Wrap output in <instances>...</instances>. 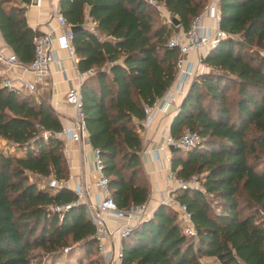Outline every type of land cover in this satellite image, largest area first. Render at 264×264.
I'll list each match as a JSON object with an SVG mask.
<instances>
[{
    "label": "trees",
    "instance_id": "16d2710c",
    "mask_svg": "<svg viewBox=\"0 0 264 264\" xmlns=\"http://www.w3.org/2000/svg\"><path fill=\"white\" fill-rule=\"evenodd\" d=\"M31 0H0V36L17 60L32 58L36 31L25 21ZM178 25L146 0H57L75 26L71 45L79 73L87 138L99 151L101 170L119 208L143 203L148 182L138 154L143 107L175 78L176 48L167 39L185 30L207 0H153ZM218 28L225 37L201 58L205 71L188 85L168 134L186 126L200 142L171 152L177 178L197 177L198 187L176 190L196 232L185 237L174 212L158 204L150 217L120 240V264H264V0H217ZM87 21L92 27L86 26ZM62 127L40 95L0 88V264H54L78 249L75 263L101 264L94 228L82 204L63 213L50 207L75 200L65 187L42 184L67 179ZM68 248V252L62 251Z\"/></svg>",
    "mask_w": 264,
    "mask_h": 264
},
{
    "label": "built area",
    "instance_id": "2783aa9c",
    "mask_svg": "<svg viewBox=\"0 0 264 264\" xmlns=\"http://www.w3.org/2000/svg\"><path fill=\"white\" fill-rule=\"evenodd\" d=\"M146 1L159 8V5H156L153 0ZM40 2L41 0H33L31 3L39 6ZM50 4V16L55 19L56 26L59 29L58 33L50 30L47 33L34 34L31 38L32 58L26 64L19 62L12 52L6 54L0 52V88L17 94L23 91L35 92L37 87L50 75L51 65H55L59 61L56 52L58 50L66 52V57L72 64L78 83L76 86L69 87L63 95V100L73 109L71 126L62 128L56 135L81 143L84 138H87V132L81 108L79 86L82 79L91 72L79 73L77 71V58L70 43L72 37L70 25L60 13L57 0H50ZM204 16L208 18V23L204 22ZM217 22V1L210 0L203 11L190 20L185 30H177L167 39V47L176 48L178 51L175 62V78L158 99L151 105L143 107L141 128L147 127L155 112L166 114L176 104L177 96L182 95L193 78L201 73L199 68L203 66L200 61L204 55L203 52L213 48L220 39L225 37V34L219 30ZM191 51L197 54L196 66L186 59L187 54ZM14 67L30 73L32 80L25 81L20 77L12 76L10 71ZM58 70L64 76V69L59 67ZM200 140L198 133L186 126L182 129L178 138L162 135V139L157 146L147 151L149 158L160 161L165 169L163 196L159 200V204L166 205L175 213L176 222L181 233L189 238L193 244L196 242V232L190 214L186 211L185 206L175 199L174 192L176 190L197 188V177L193 175L187 179L177 178L174 172L170 170L169 165L172 150L187 151L196 146ZM91 155L90 167L94 175V185L97 189L94 199L88 201L84 189L74 188L75 200L73 202L54 205L50 207V210L60 214L72 205L82 204L85 214L94 228L93 238L100 263L120 264V248L115 247L112 241L113 235L118 240L126 238L130 229L135 224L150 217L151 213L145 201L137 205H130L127 208L117 207L110 195L107 178L101 170L99 151L92 148ZM45 186L56 190L65 187V181L49 177ZM109 221H114L117 225L110 228ZM67 250L68 248H63L62 251L65 253ZM196 259L198 264H209L205 257H197Z\"/></svg>",
    "mask_w": 264,
    "mask_h": 264
},
{
    "label": "crops",
    "instance_id": "0c3cea01",
    "mask_svg": "<svg viewBox=\"0 0 264 264\" xmlns=\"http://www.w3.org/2000/svg\"><path fill=\"white\" fill-rule=\"evenodd\" d=\"M32 1L33 0H31L30 3L24 7V16L27 26L37 33H47L50 30L54 33H58L59 29L56 26L55 19L50 16V0H41L39 6L33 5L31 3ZM209 1L210 0H207V3ZM159 8L163 15H167L161 6H159ZM203 19L204 22L208 23L209 20L207 17L204 16ZM86 26L92 27V23L87 21ZM0 52L4 54L12 52L10 48L4 43L1 36ZM56 54L59 61L56 62L55 65H51L50 75L40 86L37 87L36 91L31 94L40 95L43 93V91H47L48 103L53 111L57 114L61 127L68 128L71 126L73 109L63 100V95L69 87L76 86L78 80L74 70L72 69L71 62L66 57V52L63 50H58ZM186 59L196 66L197 54L195 52H189L186 56ZM59 67L64 69V76L58 70ZM204 69V66L199 68L201 72H203ZM10 74L12 76L20 77L25 81L32 80L30 73L22 71L17 67L12 68ZM187 87L185 88V91ZM22 93L28 92L23 91ZM184 93L177 96L176 104L173 105V107H171L166 114L155 112L147 127L141 128L140 126L139 128L141 150L138 154V157L142 173L148 182V196L145 202L150 213H152L153 209L159 204V200L163 196L165 169L160 161L151 160L147 155V151L157 146V144L162 139V135H169L168 128L170 121L175 114L178 104ZM59 138L63 143V156L67 167L65 188L72 192L74 188H82L85 191L86 199L88 201H92L95 197L97 189L94 185V175L91 172L90 167L92 147L88 141V138H84L81 143L67 140L62 136ZM0 149L4 152L12 151V148L8 147L5 141L2 139H0ZM108 225L110 228H114L117 223L114 221H109ZM112 239L115 247L120 248V240H118L115 235H113ZM56 262L54 264H56Z\"/></svg>",
    "mask_w": 264,
    "mask_h": 264
},
{
    "label": "rangeland",
    "instance_id": "374dc122",
    "mask_svg": "<svg viewBox=\"0 0 264 264\" xmlns=\"http://www.w3.org/2000/svg\"><path fill=\"white\" fill-rule=\"evenodd\" d=\"M157 9V12L161 15V16H163V18L165 19V21L168 23V20H169V17H168V15H163V13L160 11V8H156ZM262 54H264V53H262ZM204 71H205V69H204ZM46 181H47V178L46 179H43L42 180V184L43 185H45V183H46ZM175 214V213H174ZM68 252V251H67ZM80 255V251L78 250V249H74V250H72L71 251V253L69 254V255H66V254H62L59 258H58V260H57V262H56V264H64V263H75V261H76V257H78ZM206 260H207V262L209 263V264H218V262L215 260V259H213V258H206Z\"/></svg>",
    "mask_w": 264,
    "mask_h": 264
},
{
    "label": "water",
    "instance_id": "95a60500",
    "mask_svg": "<svg viewBox=\"0 0 264 264\" xmlns=\"http://www.w3.org/2000/svg\"><path fill=\"white\" fill-rule=\"evenodd\" d=\"M169 21H170L174 26L178 25V22H177L174 18L170 19ZM75 30H76V27H75V26H70V31H71V33H73Z\"/></svg>",
    "mask_w": 264,
    "mask_h": 264
}]
</instances>
